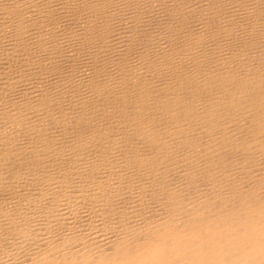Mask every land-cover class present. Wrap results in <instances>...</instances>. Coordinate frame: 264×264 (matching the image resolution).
<instances>
[{
	"label": "bare ground",
	"instance_id": "6f19581e",
	"mask_svg": "<svg viewBox=\"0 0 264 264\" xmlns=\"http://www.w3.org/2000/svg\"><path fill=\"white\" fill-rule=\"evenodd\" d=\"M174 1L147 48L149 0H0V235L103 230L23 264H264V0Z\"/></svg>",
	"mask_w": 264,
	"mask_h": 264
},
{
	"label": "rangeland",
	"instance_id": "374dc122",
	"mask_svg": "<svg viewBox=\"0 0 264 264\" xmlns=\"http://www.w3.org/2000/svg\"><path fill=\"white\" fill-rule=\"evenodd\" d=\"M179 1V0H178ZM149 2H150V5H149V7L147 8V7H145V3H143L142 4V7L143 8H145V10H146V12H141V11H138V12H136L133 16H132V18L131 19H128L126 16L124 17L125 19H127V20H124L123 19V21H122V24H123V26L122 27H125V28H128V27H130V26H132V27H135L136 25H142V26H139L138 28L139 29H141L143 32H144V36H143V38H144V40H147V39H149V40H147L146 41V43H147V48L148 47H150V48H153V46L155 45V43H157L156 42V38L158 39L159 37H160V34H159V30H160V28L161 27H163V25H164V23L166 22V20H168V15H170L171 14V10L172 9H174L175 7H177L178 8V6L179 7H181L183 10H187V9H190V11H191V8H190V6H189V4L186 2V1H179V3L178 2H175L174 0H161V1H159V0H149ZM220 2H221V4H222V7H221V9H222V14L220 15V17L221 18H230L231 16H233L232 15V11H236V8L235 7H233V6H228V5H225L224 4V0H220ZM174 6V7H173ZM48 9H50V8H48ZM35 10V9H34ZM189 11V12H190ZM189 12H188V14H189ZM35 13H36V10H35ZM135 16H137V20H136V23L137 24H131V22H130V20H133L134 21V17ZM129 22H130V24H129ZM196 18H193V19H190L189 21H187L186 23H185V25L183 26V29H185V31H189V33L191 34V30H193L194 28H195V25H196ZM66 23V24H65ZM67 25L68 24V20H63V23H62V25ZM64 25V26H65ZM116 25H117V23H116ZM68 27V26H67ZM122 27H119V29H121L122 30ZM123 31V30H122ZM127 31H129V32H131V31H134L133 29H129V30H127ZM157 31V32H156ZM156 33V34H155ZM4 42H6L7 44H8V42L5 40V41H3L2 43H1V45L3 44V46H4V51H5V49H7L8 47L7 46H5V45H7L6 43L4 44ZM119 43H120V38H119V36L118 35H116V34H112L111 35V37H110V39L108 40V42H107V44H106V48L108 49V50H111V49H113V46H119ZM2 46V47H3ZM2 50V52L0 51V54L1 53H3L4 51ZM15 61V60H14ZM13 61V62H14ZM13 62H10V64H9V66L7 67V69H13V70H15V68L17 67V65H19L20 63H13ZM16 62V61H15ZM14 64H16V65H14L15 67L13 68V65ZM1 65H5V64H1ZM1 65H0V67H1ZM2 70H6L4 67H2L1 68V72H2V75H7L4 71H2ZM1 72H0V74H1ZM9 72V71H8ZM10 91V90H9ZM7 92L6 94L9 96V98H8V96L6 95V94H4V98L1 96V99H7V100H12V97H14L16 94L13 92L12 94L14 95H10L11 93V91L10 92ZM11 96V97H10ZM5 99V100H6ZM14 99V98H13ZM0 101H4V100H0ZM0 108H2L1 106H0ZM1 110V109H0ZM25 123H26V121H25ZM180 169L181 168H178V171L177 172H175V171H170V172H168V174H167V176H166V179H165V181L168 183L169 182V185L170 186H173L174 188H177L178 190H180L183 186H184V180L183 179H180V175H179V171H180ZM165 185V184H164ZM169 186V187H170ZM164 187H166V185L164 186ZM136 194L134 193V195L133 196H135ZM185 195H186V193H185ZM22 196V197H21ZM21 196L19 197V199H18V202L19 203H24V200H25V195L24 194H21ZM69 197V198H68ZM125 198V197H124ZM123 198V199H124ZM65 199H67V200H65ZM70 199H73V197H71L70 198V196H66V198H64V201H66V204H68L69 203V201L68 200H70ZM84 201V200H83ZM82 201V202H83ZM75 202V201H74ZM64 203V202H63ZM120 204H123V202L121 201L120 202ZM64 205H65V203H64ZM65 206H69V204L68 205H65ZM86 206L88 207V205H84V208L85 209H83V211H82V208H83V204L81 205V207L79 206V208H78V210H77V212H78V216L81 214V215H83L84 213H89V212H91L92 214H93V212L95 211L94 210V207L93 206H91V207H88V208H86ZM69 208L70 209H72V207L71 206H69ZM69 210V209H68ZM80 210L83 212H80ZM89 210V211H88ZM96 213H97V211H95ZM80 215V216H81ZM85 215H87V214H85ZM90 215L91 214H89V217H85L84 219H82L83 221H85V220H87V221H85L86 223H88V225L84 222L83 223V221L81 220V218H78V221H75V228H70L69 229V227H70V225L68 226V227H66L68 224H64V222H63V226L64 227H59V226H54V228L53 229H51V228H49V229H47L49 232L52 230V232L51 233H48L49 234V236L50 237H54V239L56 238L57 240H58V238H60V236H58L57 237V235H60V233L62 232V230L61 229H63V234L61 235V237H62V239L64 238V237H66V236H68V231L70 232L71 230V234H74V233H76V234H80V235H83L84 233L85 234H88V231H89V234H92V233H94V231L96 230V232L95 233H97V232H101V231H103L102 229H100L99 228V224L98 223H100L99 221H100V215H96L95 217L93 216V218L94 219H96L97 217V219H96V221L95 220H93L92 219V217H90ZM92 216V215H91ZM87 218V219H86ZM88 219H90V220H88ZM97 220H99V221H97ZM93 222V224H92V222ZM68 222V221H67ZM89 222H91L90 224H89ZM95 222V223H94ZM77 223V224H76ZM80 223V225H78ZM96 226L98 227V228H96ZM5 227V226H4ZM58 227V230H55L56 228ZM78 227V228H77ZM79 227L82 229V227L84 228V229H82V230H80L79 229ZM88 227V228H87ZM95 227V229H93ZM6 228V227H5ZM4 228V230L6 231V229H8V228H6L5 229ZM61 228V229H60ZM93 230H92V229ZM60 229V230H59ZM67 229V230H66ZM69 229V230H68ZM74 229H76V230H74ZM89 229V230H88ZM3 229H1V231H2ZM4 230H3V232H4ZM10 229H8L6 232V234L7 235H5L6 237H4V238H2L3 237V235H2V237H1V235H0V237H1V239H0V250H1V252H0V258L1 259H4V258H2V257H5V259L4 260H2L1 261V259H0V263L2 264V262H4L5 264H10L11 262H12V260H13V263L12 264H23L22 263V261L23 262H25V257H27L28 255H32L33 253L32 252H34V253H36V252H38V248H40L42 245H43V243H42V241H39V235H41L43 232H48L47 230L46 231H44V229H42V230H39V231H36L35 232V230H34V232L36 233V234H34V232H33V238H32V240L34 241V239L36 238V239H38V240H35L34 242H38L37 244L35 243L34 245H33V241H30L29 239H26L25 241H28V242H25V244H24V239H19V235H17L16 236V234H13V235H11V233H10V231H9ZM66 230V231H65ZM80 230V231H79ZM8 231H9V233H10V235L8 234ZM53 231H55V232H53ZM58 233H57V232ZM64 231H65V235H64ZM78 231H79V233H78ZM2 232V233H3ZM39 232H40V234H39ZM83 232V233H82ZM52 233H54L53 235H52ZM95 233H94V235H95ZM47 234V235H48ZM84 234V235H85ZM36 237H35V236ZM7 236H9V237H7ZM13 236V237H12ZM15 236V237H14ZM56 236V237H55ZM64 236V237H63ZM12 237V238H11ZM7 238H9L10 240H8ZM15 238H17L18 239V241L16 240V242L14 241L15 240ZM4 239H5V241L7 240L8 242H4ZM12 239H13V241H12ZM61 239V238H60ZM61 239V240H62ZM1 240H2V242H1ZM21 240V241H20ZM9 241H11V242H13V243H9ZM30 241V242H29ZM23 242V243H22ZM42 243V244H40V243ZM3 243V244H2ZM16 243V244H15ZM19 243V244H18ZM20 243H22L21 245L22 246H20ZM31 245H30V244ZM78 244V243H77ZM3 245H8V248H7V246H5V248H4V246ZM13 245V246H12ZM15 245V246H14ZM19 245V246H18ZM27 245H30L28 248L26 247ZM32 245H33V249H32ZM35 245H36V247H37V249H36V247H35ZM41 245V246H40ZM1 246H3L2 248H1ZM16 246H18V247H16ZM39 246V247H38ZM10 247V248H9ZM19 247H22L23 248V250H25L26 249V251L25 252H27L28 251V253H25L24 251H22L21 253H20V250H18V248ZM31 247V248H30ZM35 247V248H34ZM13 249V250H15V249H17L18 250V252H19V254H24L25 256H23V255H21V256H19L20 257V261H19V257L18 256H14L15 254L16 255H19L18 254V252H17V250H15V251H13V250H10V249ZM22 248H19V249H22ZM3 249H5L6 250V252H7V254H6V256L8 257H10V256H12L13 255V257L14 258H12V260H11V258H7L6 256H4L5 255V251L3 250ZM32 249V250H31ZM2 250H3V254H2ZM29 250H31L30 251V254H29ZM33 250H35V251H33ZM10 251L12 252V253H14V254H12V253H10ZM8 253L9 254H12V255H8ZM26 254H28V255H26ZM3 255V256H2ZM2 256V257H1ZM16 258V259H15ZM8 259V260H7ZM14 259H15V262H14ZM17 260V261H16ZM10 262V263H7V262ZM20 262V263H19Z\"/></svg>",
	"mask_w": 264,
	"mask_h": 264
}]
</instances>
